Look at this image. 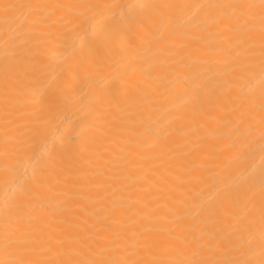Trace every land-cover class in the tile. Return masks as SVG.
<instances>
[{"label": "bare ground", "instance_id": "bare-ground-1", "mask_svg": "<svg viewBox=\"0 0 264 264\" xmlns=\"http://www.w3.org/2000/svg\"><path fill=\"white\" fill-rule=\"evenodd\" d=\"M0 264H264V0H0Z\"/></svg>", "mask_w": 264, "mask_h": 264}]
</instances>
